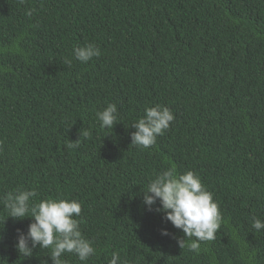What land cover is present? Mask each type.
<instances>
[{
  "label": "trees",
  "instance_id": "trees-1",
  "mask_svg": "<svg viewBox=\"0 0 264 264\" xmlns=\"http://www.w3.org/2000/svg\"><path fill=\"white\" fill-rule=\"evenodd\" d=\"M88 43L101 55L85 64L73 49ZM109 103L118 119L102 129ZM157 105L174 114L169 129L131 145L132 124ZM172 166L219 206L199 253L143 203ZM17 189L81 203L96 252L65 253L67 264L113 252L126 264H264V229L252 228L264 221V0H0V264H52L50 249L16 250L32 222L7 216L2 198Z\"/></svg>",
  "mask_w": 264,
  "mask_h": 264
},
{
  "label": "clouds",
  "instance_id": "clouds-1",
  "mask_svg": "<svg viewBox=\"0 0 264 264\" xmlns=\"http://www.w3.org/2000/svg\"><path fill=\"white\" fill-rule=\"evenodd\" d=\"M20 2L23 3L24 0ZM26 14L31 16L32 10H28ZM73 54L76 60L86 64L94 57H99L101 51L95 44L88 43L74 47ZM97 118L102 129H113L118 119L116 104L109 103L103 111L97 113ZM174 119V114L167 107L157 105L146 108L144 116L131 126L135 129L131 133V145L142 148L155 145L157 137L169 129ZM80 135L88 137L90 132L84 130ZM77 146L78 140L68 144L69 148ZM142 195L143 203L149 211L162 212L163 219L182 230L184 238H177L181 249L187 246L190 251L199 253L200 242L215 239L222 220L219 206L213 200V194L204 187L200 177L193 171L181 174L175 166L163 170L151 180L147 191ZM35 196V190L17 189L2 198L8 218L22 220L30 217L32 220L26 232L17 229L15 247L19 254L28 258L33 256L37 248L50 249L52 264H67L62 259L65 253L76 254L81 262H86L95 255L96 249L83 236L80 221L75 218L82 211L79 201L49 198L32 203ZM157 202L159 206L154 209ZM252 228L257 231L264 229V221L254 217ZM161 235H169L167 229H162ZM42 264H48V261L44 260ZM108 264L126 262L121 261L119 253L113 252Z\"/></svg>",
  "mask_w": 264,
  "mask_h": 264
}]
</instances>
